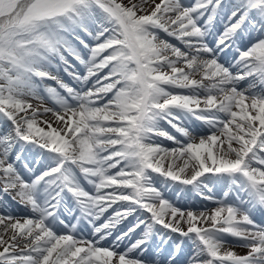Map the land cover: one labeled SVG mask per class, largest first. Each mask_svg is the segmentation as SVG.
<instances>
[{"label":"snow or ice","instance_id":"6c2138e0","mask_svg":"<svg viewBox=\"0 0 264 264\" xmlns=\"http://www.w3.org/2000/svg\"><path fill=\"white\" fill-rule=\"evenodd\" d=\"M0 264H264V0H0Z\"/></svg>","mask_w":264,"mask_h":264},{"label":"bare ground","instance_id":"6f19581e","mask_svg":"<svg viewBox=\"0 0 264 264\" xmlns=\"http://www.w3.org/2000/svg\"><path fill=\"white\" fill-rule=\"evenodd\" d=\"M164 35V34H163ZM163 38H166V36L164 35L163 36ZM170 39V38H169ZM173 43H176V41L175 40H173L172 41ZM65 78H67V77H65ZM49 106H51V105H49ZM165 143V145H167V144H173L172 142H170V141H165L164 142ZM174 145V144H173ZM174 146H176V145H174ZM178 164L179 163H181L180 161H178L177 162ZM171 191V190H170ZM176 191H179L178 190V188L176 189ZM191 196L193 195V194H190ZM174 197V196H173ZM172 197V198H173ZM187 203L188 205H191V206H193V205H199V206H196V208H204L205 206L207 207V208H212V207H214V205L211 203V202H209V201H207V202H202V200H200V199H198L197 197H194V198H191V197H188L187 199H186V201H181V203ZM238 251H243L242 249H237Z\"/></svg>","mask_w":264,"mask_h":264},{"label":"rangeland","instance_id":"374dc122","mask_svg":"<svg viewBox=\"0 0 264 264\" xmlns=\"http://www.w3.org/2000/svg\"><path fill=\"white\" fill-rule=\"evenodd\" d=\"M157 2H159V0H157ZM184 2L185 3H189L190 2V0H184ZM161 36H162V38H163V33H161ZM165 39H169L168 37H166ZM171 39V38H170ZM173 41V40H172ZM65 80L67 81L68 80V78H65ZM48 83H52L53 84V86H54V82H48ZM166 146H168V147H173L174 145L173 144H167ZM170 198H172V196H170ZM172 199H175V197H173ZM202 199V198H201Z\"/></svg>","mask_w":264,"mask_h":264}]
</instances>
